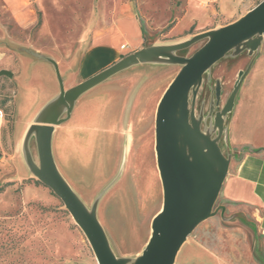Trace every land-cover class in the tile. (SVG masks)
Masks as SVG:
<instances>
[{
	"label": "rangeland",
	"instance_id": "374dc122",
	"mask_svg": "<svg viewBox=\"0 0 264 264\" xmlns=\"http://www.w3.org/2000/svg\"><path fill=\"white\" fill-rule=\"evenodd\" d=\"M132 1L145 47L184 42L204 24L189 0ZM113 5L114 0H0V71L13 73L12 77L0 75V264H99L63 200L33 173V165H40L37 141L33 134L27 146L26 138L43 108L60 94L55 66L47 58L57 65V59L74 60L61 75L66 90L77 86L72 82L66 88L67 76L88 46V39L81 43L87 37V25L94 14L102 15ZM246 9L234 18L218 14L214 29L237 20ZM207 40L201 38L175 54L190 57ZM238 64L236 58L228 57L204 74L208 78L213 73L224 84L220 105L209 116L212 124L208 118L201 124L205 132L218 131L214 114L234 88ZM181 67L164 60L132 64L83 93L75 102L73 117L68 118L64 110L59 117L62 122L55 125L52 143L57 167L85 206L95 210L123 264H132L142 254L153 218L163 206L156 112ZM205 90L200 89L198 96ZM195 113L199 117L198 97ZM106 134L113 139L110 143L104 141ZM218 213L193 230L175 264L183 263V254L189 258L186 251L194 241L223 253L229 262L260 264L252 254L250 233L225 223Z\"/></svg>",
	"mask_w": 264,
	"mask_h": 264
},
{
	"label": "water",
	"instance_id": "95a60500",
	"mask_svg": "<svg viewBox=\"0 0 264 264\" xmlns=\"http://www.w3.org/2000/svg\"><path fill=\"white\" fill-rule=\"evenodd\" d=\"M264 36V0L237 20L173 45H154L142 48L106 68L88 80L65 89L57 63L54 64L60 84V94L40 112L26 138L35 134L39 167L33 173L63 200L75 221L87 236L99 264H123L113 252L95 210H89L72 186L59 171L52 149L53 132L64 110L71 116L76 100L86 91L102 83L116 72L136 63L164 60L182 67L161 97L155 122L156 157L163 186V206L152 221V234L132 264H175L177 254L193 230L204 220L216 214L215 203L228 173L229 157L224 154L220 139L225 130V116L233 110L240 84L247 74L241 71L233 92L221 110L215 113L218 135L205 132L203 113L196 116L195 104L204 74L231 51L248 49L255 52ZM208 38L192 56L175 54L191 43ZM0 75L12 77L8 70ZM215 104L220 105L221 83L217 82Z\"/></svg>",
	"mask_w": 264,
	"mask_h": 264
},
{
	"label": "crops",
	"instance_id": "0c3cea01",
	"mask_svg": "<svg viewBox=\"0 0 264 264\" xmlns=\"http://www.w3.org/2000/svg\"><path fill=\"white\" fill-rule=\"evenodd\" d=\"M260 1L189 0V6L190 3L195 4L201 13L200 18L204 20V24L198 26V19H195L196 23L194 24L199 27V30L193 33V36L213 30L214 18L218 14L226 18H234L243 8H247L245 10L247 13ZM87 29L88 32H84L87 37L83 36L81 43L88 39V46L82 51L78 62L75 61L76 69L67 76L66 88L71 86L72 82L80 84L88 80L123 57L145 48L143 27L132 0H114L111 10L104 11L102 15L99 13V16L94 14L91 17ZM228 57L236 58L239 61L238 77L235 84L240 72L246 71L252 64L240 84L233 110L225 116L227 125L225 126L224 123L225 130L220 139V142L224 141V147L220 146L230 161L216 208L219 212L218 217L222 221L237 225L242 231L250 233L252 254L259 259L260 264H264V36L255 52L250 53L248 49L238 53L231 51L223 59ZM57 62L61 73L66 74V69L73 66L74 60L63 62L57 59ZM213 68L214 65L211 69ZM218 81L221 83L222 95L224 84L219 76L212 73L208 78L203 79L200 89L205 88L206 90L197 96L199 115L203 113L202 123L204 119L208 118L209 124H212V118L209 116L212 115L210 109ZM232 92L225 99L224 105ZM75 107H73L69 118L73 117ZM54 134L55 129L53 136ZM217 135L218 131L216 130L212 137ZM112 140L110 135H105L104 141L110 143ZM129 144L128 140L125 148L126 153H128ZM187 249L185 256H189V258H184L183 254L182 264H248L246 261L229 262L223 253L219 254L214 248L205 246L200 241L192 242ZM178 255L179 253L176 260ZM239 258H243L240 253Z\"/></svg>",
	"mask_w": 264,
	"mask_h": 264
},
{
	"label": "built area",
	"instance_id": "2783aa9c",
	"mask_svg": "<svg viewBox=\"0 0 264 264\" xmlns=\"http://www.w3.org/2000/svg\"><path fill=\"white\" fill-rule=\"evenodd\" d=\"M3 120V111L0 109V124L2 123Z\"/></svg>",
	"mask_w": 264,
	"mask_h": 264
},
{
	"label": "trees",
	"instance_id": "16d2710c",
	"mask_svg": "<svg viewBox=\"0 0 264 264\" xmlns=\"http://www.w3.org/2000/svg\"><path fill=\"white\" fill-rule=\"evenodd\" d=\"M222 148V147H221ZM36 183H40L38 180H36Z\"/></svg>",
	"mask_w": 264,
	"mask_h": 264
}]
</instances>
